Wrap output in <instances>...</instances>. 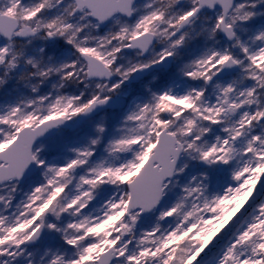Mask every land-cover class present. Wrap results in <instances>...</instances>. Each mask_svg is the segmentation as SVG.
I'll return each mask as SVG.
<instances>
[{"label":"snow or ice","instance_id":"6c2138e0","mask_svg":"<svg viewBox=\"0 0 264 264\" xmlns=\"http://www.w3.org/2000/svg\"><path fill=\"white\" fill-rule=\"evenodd\" d=\"M0 264H264V0H0Z\"/></svg>","mask_w":264,"mask_h":264}]
</instances>
